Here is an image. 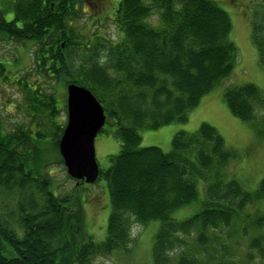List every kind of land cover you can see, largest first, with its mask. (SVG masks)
<instances>
[{
    "label": "trees",
    "instance_id": "16d2710c",
    "mask_svg": "<svg viewBox=\"0 0 264 264\" xmlns=\"http://www.w3.org/2000/svg\"><path fill=\"white\" fill-rule=\"evenodd\" d=\"M100 4L13 0L10 21L0 10V41L32 44L33 52L26 74L14 78V62L0 55V88L9 82L21 93L17 124L0 111V264H94L129 250L134 224L156 220L153 264H264V178L249 190L231 177L237 152L214 126L176 133L169 152L141 146V131L188 121L231 76L238 50L228 12L213 0H116L111 20L119 36L111 40L81 24L85 7ZM261 10L253 14L252 37L264 69ZM71 83L96 96L121 142L110 166L100 169L112 211L99 242L85 232L73 195L60 194L51 171L57 162L51 151L64 164L59 144L67 111L54 91ZM225 100L264 137V94L256 84L227 88ZM191 205L198 211L174 217Z\"/></svg>",
    "mask_w": 264,
    "mask_h": 264
},
{
    "label": "rangeland",
    "instance_id": "374dc122",
    "mask_svg": "<svg viewBox=\"0 0 264 264\" xmlns=\"http://www.w3.org/2000/svg\"><path fill=\"white\" fill-rule=\"evenodd\" d=\"M99 9L85 7L81 24L84 23L85 32L93 28L101 37L116 40L117 33L111 15L116 0H100ZM225 11L232 20L231 40L235 43L238 53L237 62L231 76L206 94L198 107L189 112L188 121L177 122L156 130L141 131V146H158L164 152L172 149L171 142L176 133L180 131L196 132L203 123L214 126L225 140L228 149L237 152L236 159L229 164V174L243 183L249 190L256 189L264 178V137L258 134L251 124L234 116L225 100L226 89L233 86H242L248 83L256 84L264 94V69L259 63V53L252 37L253 14L262 11L264 0H213ZM13 0H0V10L4 12L7 21L14 17L11 8ZM95 25V26H94ZM87 34L88 36L90 34ZM90 37V36H89ZM32 44L19 48L7 41H0V55L6 60L14 62L13 78L15 72L21 76L32 65L33 52L29 49ZM19 48V49H18ZM8 64V63H7ZM30 79H34L33 76ZM55 87V86H54ZM54 91L63 103L67 105V91L58 84ZM20 90L15 84L6 83L0 88V111L6 115L9 125H15L20 120V111L17 105L21 102ZM60 100V102H61ZM65 126L67 124V111L64 112ZM116 126L105 124L104 133L96 138V157L102 170L110 166L109 156L119 153L121 142L114 136ZM53 161L51 171L55 186L61 195L72 194L73 204L78 208L85 222V232L95 241H103L107 236L109 216L112 211L111 200L107 182L103 176L93 184L78 183L71 178L65 164L58 162L60 156L57 152L49 153ZM201 189V194H202ZM199 206H187L174 213V217L184 220L198 211ZM160 222L152 221L147 226L134 224L133 238L130 249L126 252H116L113 255L101 257L94 264H153L152 247L158 232Z\"/></svg>",
    "mask_w": 264,
    "mask_h": 264
},
{
    "label": "water",
    "instance_id": "95a60500",
    "mask_svg": "<svg viewBox=\"0 0 264 264\" xmlns=\"http://www.w3.org/2000/svg\"><path fill=\"white\" fill-rule=\"evenodd\" d=\"M67 124L59 150L69 176L93 184L100 175L96 157V138L106 123L102 104L86 87L67 86Z\"/></svg>",
    "mask_w": 264,
    "mask_h": 264
},
{
    "label": "bare ground",
    "instance_id": "6f19581e",
    "mask_svg": "<svg viewBox=\"0 0 264 264\" xmlns=\"http://www.w3.org/2000/svg\"><path fill=\"white\" fill-rule=\"evenodd\" d=\"M6 19V18H5Z\"/></svg>",
    "mask_w": 264,
    "mask_h": 264
}]
</instances>
